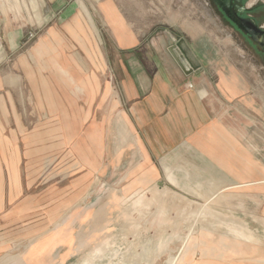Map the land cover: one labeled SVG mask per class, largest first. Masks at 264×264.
I'll return each mask as SVG.
<instances>
[{
    "label": "rangeland",
    "instance_id": "rangeland-1",
    "mask_svg": "<svg viewBox=\"0 0 264 264\" xmlns=\"http://www.w3.org/2000/svg\"><path fill=\"white\" fill-rule=\"evenodd\" d=\"M181 39L236 85L226 166L152 158L124 113L125 55ZM0 264H264V74L213 0H0Z\"/></svg>",
    "mask_w": 264,
    "mask_h": 264
},
{
    "label": "crops",
    "instance_id": "crops-1",
    "mask_svg": "<svg viewBox=\"0 0 264 264\" xmlns=\"http://www.w3.org/2000/svg\"><path fill=\"white\" fill-rule=\"evenodd\" d=\"M123 28L131 29L129 25ZM119 48L129 50L126 45ZM169 48L163 57L164 48L158 46L157 67L151 69L132 53L125 55L128 59L120 78L121 100L130 129L140 135L139 148L158 159L167 151L190 147L207 164L226 166L227 143L232 139L227 135L226 116L219 111V97L225 96L227 86L236 85L224 79L212 84L206 72L186 75ZM230 91L237 93L232 87Z\"/></svg>",
    "mask_w": 264,
    "mask_h": 264
},
{
    "label": "water",
    "instance_id": "water-1",
    "mask_svg": "<svg viewBox=\"0 0 264 264\" xmlns=\"http://www.w3.org/2000/svg\"><path fill=\"white\" fill-rule=\"evenodd\" d=\"M245 0H214L215 3L226 13L232 4H241V11L246 12L253 9L258 8V11L253 12V16L258 19L259 23L264 27V5L258 1L251 7H246L244 4ZM217 8V7H216ZM218 10V9H217ZM219 12V10H218ZM219 15L222 19V22L229 29V31L233 34L236 40L240 43V45L244 48L247 54L251 57V59L255 62L258 68L264 74V61L260 55L257 54L256 50L246 41V39L239 33L228 27V25L224 22L223 17L220 12ZM238 29L244 34L250 37L251 42L257 47L259 51H263L264 49V29L258 27L255 21L251 20V24L248 26L238 25ZM181 50L182 54L178 55L177 50ZM169 52L177 62V64L181 67V69L186 73V75H191L194 72L200 71V66L193 60L190 56L188 50L184 46V40L181 39L176 46H172L169 48ZM184 58L186 59L184 61Z\"/></svg>",
    "mask_w": 264,
    "mask_h": 264
},
{
    "label": "flooded vegetation",
    "instance_id": "flooded-vegetation-1",
    "mask_svg": "<svg viewBox=\"0 0 264 264\" xmlns=\"http://www.w3.org/2000/svg\"><path fill=\"white\" fill-rule=\"evenodd\" d=\"M214 1V0H213ZM215 3V2H214ZM245 4V2H244ZM217 9L219 10L221 16L223 17L224 22L233 29L236 32H239L245 39L246 41L256 50L257 54L261 56V58L264 61V49L263 51H259L257 47L251 42L250 37L243 32H241L238 29V25H244L248 26L251 24V20L255 21L258 27L264 29V27L259 23L258 19L255 18L252 14L253 12L258 11V8L243 12L241 11V4H232L230 8L227 10L225 13L218 5L215 3ZM264 65V63H263Z\"/></svg>",
    "mask_w": 264,
    "mask_h": 264
},
{
    "label": "built area",
    "instance_id": "built-area-1",
    "mask_svg": "<svg viewBox=\"0 0 264 264\" xmlns=\"http://www.w3.org/2000/svg\"><path fill=\"white\" fill-rule=\"evenodd\" d=\"M193 87H194V86H193L192 84L189 85V88H190V89H193Z\"/></svg>",
    "mask_w": 264,
    "mask_h": 264
},
{
    "label": "bare ground",
    "instance_id": "bare-ground-1",
    "mask_svg": "<svg viewBox=\"0 0 264 264\" xmlns=\"http://www.w3.org/2000/svg\"><path fill=\"white\" fill-rule=\"evenodd\" d=\"M257 1V0H256ZM264 1V0H263Z\"/></svg>",
    "mask_w": 264,
    "mask_h": 264
},
{
    "label": "trees",
    "instance_id": "trees-1",
    "mask_svg": "<svg viewBox=\"0 0 264 264\" xmlns=\"http://www.w3.org/2000/svg\"><path fill=\"white\" fill-rule=\"evenodd\" d=\"M245 2V1H244Z\"/></svg>",
    "mask_w": 264,
    "mask_h": 264
}]
</instances>
